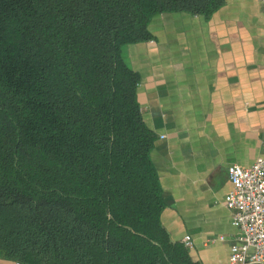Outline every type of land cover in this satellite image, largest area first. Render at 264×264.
Segmentation results:
<instances>
[{"label": "trees", "instance_id": "obj_1", "mask_svg": "<svg viewBox=\"0 0 264 264\" xmlns=\"http://www.w3.org/2000/svg\"><path fill=\"white\" fill-rule=\"evenodd\" d=\"M224 0H0V256L20 264H199L160 222L122 48L162 13Z\"/></svg>", "mask_w": 264, "mask_h": 264}, {"label": "crops", "instance_id": "obj_2", "mask_svg": "<svg viewBox=\"0 0 264 264\" xmlns=\"http://www.w3.org/2000/svg\"><path fill=\"white\" fill-rule=\"evenodd\" d=\"M148 30L151 40L121 54L156 136L161 225L193 262L229 264L240 233L225 206L227 170L251 167L264 144V3L224 0L209 19L162 13ZM0 264L18 263L0 256Z\"/></svg>", "mask_w": 264, "mask_h": 264}, {"label": "built area", "instance_id": "obj_3", "mask_svg": "<svg viewBox=\"0 0 264 264\" xmlns=\"http://www.w3.org/2000/svg\"><path fill=\"white\" fill-rule=\"evenodd\" d=\"M227 175L231 192L225 206L232 212V225L240 233L231 246L229 264H264V144L251 167L231 166ZM185 242L189 248L190 238L186 237Z\"/></svg>", "mask_w": 264, "mask_h": 264}]
</instances>
